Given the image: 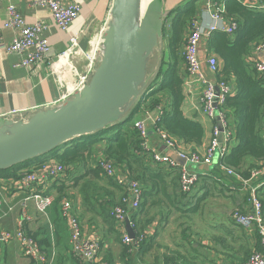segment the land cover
<instances>
[{
    "label": "crops",
    "instance_id": "1",
    "mask_svg": "<svg viewBox=\"0 0 264 264\" xmlns=\"http://www.w3.org/2000/svg\"><path fill=\"white\" fill-rule=\"evenodd\" d=\"M42 1L19 0L16 5L28 25L36 22L48 25L46 36L52 48V56L49 62L42 63L39 68L25 69L16 66L21 60L19 54L8 53L0 49V117L9 118V114L13 111H28L32 114L45 109L59 100L68 90L66 88L74 86L87 69L88 60L85 54L92 52L98 46L96 44H99L98 40L110 17L112 5V0H59L65 6L75 2L81 5V13L71 24L70 32L67 34L54 23L51 12L46 5L42 4ZM193 1L195 0H164L165 11L170 13L177 7L189 2L191 4ZM208 1L205 0L198 8L197 19L194 21L199 24L207 25L210 22ZM7 19L6 5L0 0V26L4 25ZM171 33L172 31L169 32L167 44ZM188 33L189 31L185 36ZM15 34L13 29H5L3 31L4 43L10 44ZM71 35L78 38L80 51L84 54H78V49L74 50V53H69L70 56L65 59H60L59 56L67 52L70 47L69 37ZM212 36L213 34L204 37L201 42L200 59L202 62L213 53L210 51ZM182 47L184 48V42ZM155 54L158 55V53ZM165 55L168 62L167 51ZM220 64L219 60V67ZM157 65L159 62L156 63V70L151 72L152 79L157 75ZM203 69L208 79L218 76L215 77L205 63ZM71 71L74 72L71 73ZM62 78H66L67 87L60 82ZM182 88L184 100L181 110L184 116L200 123L205 133L201 145L187 148L189 151L204 154L212 140L217 122L209 119L202 111L203 87L197 79L186 74ZM168 105L169 100L163 97L161 104L156 108L136 114L134 122L146 119L145 113L149 112L155 120L154 122L149 121L147 126L151 152L167 157L180 166L178 161L182 159L177 156L176 152L166 148L160 134L155 130L156 122L164 114ZM95 156L98 162L104 158V143L98 145ZM158 163L165 164L164 162ZM23 168L20 170L22 174L38 169L35 164ZM189 169L192 172H207L200 168L190 167ZM83 173L85 172L80 171L76 176H81ZM11 181L12 179H4L0 176V186L5 187L7 195V203L3 208L7 215L3 216V212H0V231L16 232L19 228V221L25 216L27 220L24 223V231L39 243L41 252L46 257V262L41 264H85L73 252L70 242L71 229L63 219L60 210V205L64 200L57 202V192L53 184L55 181L38 187L32 186L35 190L53 195L55 198L54 204L44 212L38 209L35 199L29 196L30 190L21 191ZM95 181L99 184V196L91 191L89 194L93 199L88 202L84 197L86 193H82L81 187L78 186L70 190L71 197L68 199L72 201L74 213L81 221L83 236L97 239L102 243L100 257L106 264H241L247 261L249 255L260 249L257 227L255 225L240 227L232 220V214L236 209L252 213L251 202H245L241 195L235 193L225 195V193L223 196L229 200V205L215 203L221 208L214 212L216 217L210 221L198 216L203 215L204 210L201 209L194 214L190 211L192 206H186V208L182 206L184 203L185 205L192 204L193 200L189 199L179 204L185 212H180L181 210L176 209V206L154 209L152 215L155 214V221L149 228L150 235L146 236L147 239L140 247L126 250L127 245L123 242V237L120 238L110 233V229L104 224L102 214L99 212L102 210V204L108 203L111 199L109 191L114 190L109 187L107 179ZM252 183V186H257ZM67 186L73 187V182H67ZM176 193L179 195L180 190L176 189ZM202 195L203 193L197 187L188 194L189 197L193 196L194 200ZM120 198L121 193L118 189L114 192V199L119 201ZM9 208L12 210L10 211ZM120 231L123 235L126 233L125 224L121 225ZM0 264H31V261L23 255L21 245L17 241L0 242Z\"/></svg>",
    "mask_w": 264,
    "mask_h": 264
},
{
    "label": "trees",
    "instance_id": "2",
    "mask_svg": "<svg viewBox=\"0 0 264 264\" xmlns=\"http://www.w3.org/2000/svg\"><path fill=\"white\" fill-rule=\"evenodd\" d=\"M204 1L185 3L169 13L164 33L166 38L169 30L172 31L167 47L169 61H166L164 52L157 75L149 82L132 111L123 120L110 128L77 138L58 150L0 171V176L4 179L19 180L22 178L20 170L24 169V166L35 164L39 168L55 161L65 169L63 177L53 183L58 203L70 198V190L78 186L81 187L82 193L87 194L84 196L85 200L90 202L93 199L89 194L91 191L99 196V184L95 180L107 179L109 187L114 191H109L111 199L102 204V210L99 211L103 222L110 229V233L122 238L121 225L116 221L114 211L117 207H125L134 225L137 248L143 245L146 236L150 235L149 228L155 221V214L152 215L154 209L176 206L180 212H185L179 204L189 199L193 200L192 204L184 203L182 206H192L191 213L197 214L201 210V203L214 198L216 193L226 192L241 195L245 202L250 201L251 188L245 187L243 182L251 178L253 170L264 166V80L248 58L264 42V0H217L224 2L227 19L235 21L238 25L234 38L231 35L215 33L211 37L210 46L212 54L221 61L218 80H224L233 87L232 95L227 97L222 107L232 131V138L227 145V153L220 157L212 169L206 173L196 172L199 181L194 189L199 188L203 193L202 197L194 200L193 196L189 197L182 192L180 171L155 162L150 154L142 149L140 134L134 127L136 114L156 108L161 104V98L165 97L169 100V105L156 122L155 130L162 131L176 140L186 151H189L187 147L202 144L205 135L203 126L186 118L181 106L184 100L182 86L187 74L182 45L183 42L185 44V34L197 19L198 8ZM246 1L256 8H250ZM103 143V159L113 163L118 176L125 180L126 185H119L114 177H107L99 167L95 153L98 145ZM228 170L235 175H230ZM80 171L85 173L77 177ZM130 181L138 182L142 189L141 203L136 210L130 209L127 191ZM67 182H73V187H68ZM261 182H264V179L252 184L258 185ZM118 189L121 198L115 201L114 192ZM176 189L180 190L179 195ZM257 195L264 208V184L257 190ZM125 199L128 200L127 204L123 202ZM241 212L246 213L243 210ZM140 237L143 240L140 241ZM258 237L260 249L255 252L262 250L259 234ZM125 249L131 248L126 246Z\"/></svg>",
    "mask_w": 264,
    "mask_h": 264
},
{
    "label": "built area",
    "instance_id": "3",
    "mask_svg": "<svg viewBox=\"0 0 264 264\" xmlns=\"http://www.w3.org/2000/svg\"><path fill=\"white\" fill-rule=\"evenodd\" d=\"M7 9L8 19L4 25L0 26V49H4L8 53H17L21 56L20 62L16 65L25 69L39 68L42 63L49 62L52 54V48L49 43V39L46 36L48 31V25L36 22L28 25L19 12L16 3L19 0H2ZM250 8H256L255 5L246 1ZM43 5H46L52 14L54 23L58 28L64 32L69 33L70 26L73 24L81 13V5L79 3H72L68 6L63 5L59 0H43ZM210 22L207 25L203 23L199 24L193 21L189 29V33L186 37V41L183 49V58L186 65V71L188 76L197 79L202 87L201 105L203 113L211 120L220 118V122L223 126V143L218 141L220 135L218 128L213 130V137L206 148L204 154H199L197 151H186L176 140L169 137L162 131H156L160 134V138L163 141L167 149L176 152L177 156L186 161V165H178L167 157L160 156L159 154L152 153L149 147V130L148 122H154L153 116L149 112L146 119L137 120L134 122V127L140 134L142 140V149L150 154L152 159L158 162H164L173 168H177L180 171V187L183 193L190 194L194 190V186L199 181V175L196 172L190 171V167L210 166L217 164L220 157H222L228 151V143L232 138V131L228 126L226 115L222 110V107L228 96L232 95L233 87L230 83L224 80H218L216 75L219 73V60L214 54H210L204 62L200 59V45L204 37H209L215 33H222L226 35H234L237 31L238 25L235 21H229L226 17V10L224 2L217 0H209L208 3ZM5 29H13L16 34L10 44L4 43L3 31ZM70 47L67 52L59 56V58L65 59L70 56L69 53H74V50H78V54H84L81 52V48L78 45V38L75 35L70 37ZM100 54V40L98 46L90 53L85 54L88 64L86 71L79 77L78 81L68 87V89L53 105L47 108H53L64 101L71 99L76 93L81 92L86 85L90 82L91 77L98 66L97 58ZM248 61L255 66L258 73L264 80V42L261 43L253 53ZM204 63L208 69L215 75L216 78L208 79L204 73ZM57 64V63H55ZM54 67V63L52 64ZM74 71H71V73ZM60 82L67 87L66 78L61 79ZM45 108V109H47ZM35 113V112H34ZM30 113L28 111L18 112L13 111L9 114V117H20L22 119L28 118ZM99 167L103 169L107 177H114L118 184L121 186L126 185L123 178L118 176L116 167L109 160L102 159L99 161ZM65 169L62 165L55 161H50L36 171H27L22 174V178L19 180H13L14 184L19 190H30V197L35 199L37 207L40 211L44 212L50 208L55 198L53 195L45 194L44 192L35 190L32 186L38 187L45 185L50 181H56L63 177ZM230 175H235L232 171L228 170ZM264 179V166L255 169L252 172L250 179L243 182L245 187L251 188V205L253 207L252 213H243L241 210L236 209L232 214L233 222L240 227H250L255 225L257 232L260 236L261 251L253 253L246 262L243 264H264V208L261 199L257 195V190L261 184L252 186L251 183ZM127 191L129 194L130 209H138L142 199V189L138 182L130 181L128 183ZM125 204L128 200H123ZM7 203L6 189L0 186V212H3V216L7 213L4 211V205ZM61 215L71 229L70 242L75 255L79 256L85 264H106L100 257L101 243L94 238H86L83 236V227L81 221L75 215L73 210L72 201L70 199L64 200L60 205ZM11 211L12 208H9ZM115 219L119 225H124L128 219L130 227L133 229L134 225L130 219V213L125 207H117L114 211ZM27 217H23L19 221V228L16 232L0 231V242L9 243L11 241H17L22 248L23 255L27 257L31 264H41L46 262V257L42 254L39 243L30 235L24 231V223ZM134 231V230H133ZM144 238V237H143ZM143 240L140 237V241ZM123 242L131 249L137 248L136 236L131 238L126 232L123 235Z\"/></svg>",
    "mask_w": 264,
    "mask_h": 264
},
{
    "label": "water",
    "instance_id": "4",
    "mask_svg": "<svg viewBox=\"0 0 264 264\" xmlns=\"http://www.w3.org/2000/svg\"><path fill=\"white\" fill-rule=\"evenodd\" d=\"M168 17L164 0H148L145 7L144 0H112L110 17L100 36L98 66L86 87L62 104L38 110L26 119L0 117V171L123 120L153 77L148 67L155 53L160 55ZM215 120L218 141L223 143V126L219 117ZM178 162L187 164L185 160ZM125 229L135 238L128 219Z\"/></svg>",
    "mask_w": 264,
    "mask_h": 264
},
{
    "label": "rangeland",
    "instance_id": "5",
    "mask_svg": "<svg viewBox=\"0 0 264 264\" xmlns=\"http://www.w3.org/2000/svg\"><path fill=\"white\" fill-rule=\"evenodd\" d=\"M169 29V25L167 26V30ZM170 32V30H169ZM169 32H168V35L166 38L163 37V39L161 40V43H160V48L158 50V52H160V56L158 57L157 54H155L154 57H152L150 63H149V67H148V71L151 73L154 71V69L156 68V63L159 62V65H157V73L160 69V64L162 63V57H163V53L167 51V47H168V44H167V41H168V37H169ZM186 37L187 35L185 36V40H186ZM183 54V53H182ZM159 58V59H158ZM156 70V69H155ZM227 194H231L230 192H226L225 195ZM222 195V196H220ZM224 194L222 193H216V196L214 199L212 200H209L208 202H205V203H201L200 204V209L204 210V214L203 215H198V216H201L203 217L204 219L210 221L212 220L213 217H216L215 216V211L221 207H217L215 205V203H224V204H221V205H229V200L227 198H225L223 196Z\"/></svg>",
    "mask_w": 264,
    "mask_h": 264
},
{
    "label": "bare ground",
    "instance_id": "6",
    "mask_svg": "<svg viewBox=\"0 0 264 264\" xmlns=\"http://www.w3.org/2000/svg\"><path fill=\"white\" fill-rule=\"evenodd\" d=\"M147 1H148V0H144V7L146 6ZM99 40H100V39H99ZM99 40H98V41H99ZM96 42H97V41H96ZM96 45H98V44H96ZM67 66H68V65H67ZM74 69H75V68H74ZM61 77H62V76H61ZM63 77H64V76H63ZM71 78H72V77H71ZM69 80H70V79H69ZM69 85H70V84H69Z\"/></svg>",
    "mask_w": 264,
    "mask_h": 264
}]
</instances>
